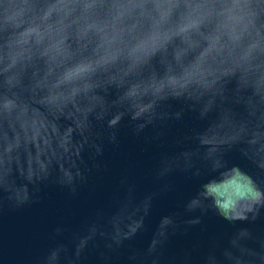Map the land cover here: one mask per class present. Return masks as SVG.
Returning <instances> with one entry per match:
<instances>
[{"label": "clouds", "instance_id": "9594fccd", "mask_svg": "<svg viewBox=\"0 0 264 264\" xmlns=\"http://www.w3.org/2000/svg\"><path fill=\"white\" fill-rule=\"evenodd\" d=\"M0 264H264V0H0Z\"/></svg>", "mask_w": 264, "mask_h": 264}]
</instances>
